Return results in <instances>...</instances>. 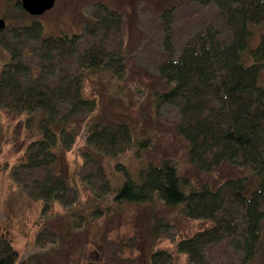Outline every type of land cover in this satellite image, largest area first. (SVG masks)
<instances>
[{
	"label": "trees",
	"instance_id": "trees-1",
	"mask_svg": "<svg viewBox=\"0 0 264 264\" xmlns=\"http://www.w3.org/2000/svg\"><path fill=\"white\" fill-rule=\"evenodd\" d=\"M6 1L12 3L15 15H4L5 19L19 21L12 27L13 34L24 36L34 46L23 51L0 41V59L2 50L8 54L0 69V109L20 114L26 126L36 124L39 128L40 139L28 145L27 159L19 166L46 169L43 178L28 187L29 196L42 202L44 214L55 203L68 204L69 183L55 169L63 150L70 149L77 138L81 137L84 144L78 154L89 163L104 157L117 158L127 151L140 158L152 147L153 140L138 133L131 121L112 112L110 102L84 94L90 75L111 81L126 78L129 66L122 52H111L100 44L80 49L81 34L45 35L37 16L29 15L20 0ZM184 1L215 3L232 37L224 42L212 27L198 33L176 58L159 65L158 76L164 86L156 88L153 96L157 106L177 107V130L186 141L193 171L222 178L193 181L182 175L174 158L164 157L158 162L149 161L136 177L124 170L119 184L113 186L100 164L99 174L106 180L90 200V210L87 215L78 209L71 214L75 218L88 219L91 213L101 217L108 197L117 207L160 201L167 207H178L186 218L212 222L176 241V250L186 254L190 264H208L206 247L233 236L234 247L243 253L240 264H253L260 252L264 225V34L251 50L250 64L243 62V53L252 35L251 26L264 21V0ZM25 18L32 22H23ZM114 20H120V15L109 11L86 29L94 34L97 28L112 26ZM12 25L8 23L0 32L9 31ZM24 57H32L37 63L31 65ZM58 58L76 59L81 72L59 77ZM225 168L230 173L223 175ZM233 208L243 213L244 225L238 237ZM146 216L152 243L168 234L170 224L162 214L151 210ZM69 239V231L61 233L47 226L38 232L36 244L42 249L60 247ZM133 244L131 238L129 246ZM172 258L169 251L154 249L147 259L149 264H174ZM26 261L18 249L0 237V264Z\"/></svg>",
	"mask_w": 264,
	"mask_h": 264
},
{
	"label": "rangeland",
	"instance_id": "rangeland-1",
	"mask_svg": "<svg viewBox=\"0 0 264 264\" xmlns=\"http://www.w3.org/2000/svg\"><path fill=\"white\" fill-rule=\"evenodd\" d=\"M109 11L120 15V20H114L108 28H97L94 34L86 29L88 24H94L95 18L107 16ZM4 15L14 17V7L0 0V17L5 19ZM5 20L13 25L9 31L0 32V41H8L23 51L34 46L24 36L13 34L12 27L19 21ZM37 20L45 35L81 34L80 49L100 44L111 52L123 53L129 66L126 78L111 81L90 75L85 81L84 94L110 102L111 111L131 121L138 133L151 136L153 145L143 151L140 158L127 151L117 158L104 157L99 162L89 163L78 154L84 144L81 137L77 138L70 149L63 150L55 169L69 183L68 204L55 203L43 214L42 202L29 196L28 187L34 180L43 178L46 169L19 166L27 159L28 145L40 139L39 128L36 124L26 126L20 114L0 109V237L21 252L26 264H149L148 253L154 249L171 252L174 264H190L186 254L176 250L175 243L211 226L209 220L186 218L178 207H167L160 201L139 207L128 204L117 207L109 197L101 217L91 213L88 219L75 218L71 212L78 209L87 215L90 200L106 180L99 174L100 164L113 186L119 184L124 170L136 177L149 161L158 162L164 157L174 158L182 175L193 181L222 178L193 171L187 159L186 141L177 130L180 122L177 107L157 106L153 96L156 88L164 86L158 76L159 65L176 58L198 33L212 27L220 40L231 39L232 33L219 7L215 3L204 5L184 0H56L53 8L37 16ZM23 22L31 23L32 19L25 18ZM251 30L243 53L246 65L252 62L251 50L264 34V21L251 26ZM5 52L1 51L0 69L8 60ZM23 60L31 65L37 63L32 57ZM80 72L76 59H57L59 77ZM111 101L114 102L111 104ZM223 173L230 170L225 168ZM151 210L162 214L170 224L168 234L153 243L148 232L150 220L146 216ZM232 215L238 237L244 225L243 213L233 208ZM47 226L61 233L69 231V241L60 247L39 248L36 236ZM131 238L133 246H129ZM233 239L234 236L227 237L207 246L204 254L208 264H240L243 253L234 247ZM253 264H264V225L260 252Z\"/></svg>",
	"mask_w": 264,
	"mask_h": 264
},
{
	"label": "water",
	"instance_id": "water-1",
	"mask_svg": "<svg viewBox=\"0 0 264 264\" xmlns=\"http://www.w3.org/2000/svg\"><path fill=\"white\" fill-rule=\"evenodd\" d=\"M23 9L31 16H40L53 8L56 0H20ZM7 23L0 17V31L6 27Z\"/></svg>",
	"mask_w": 264,
	"mask_h": 264
},
{
	"label": "bare ground",
	"instance_id": "bare-ground-1",
	"mask_svg": "<svg viewBox=\"0 0 264 264\" xmlns=\"http://www.w3.org/2000/svg\"><path fill=\"white\" fill-rule=\"evenodd\" d=\"M56 78V77H55Z\"/></svg>",
	"mask_w": 264,
	"mask_h": 264
}]
</instances>
